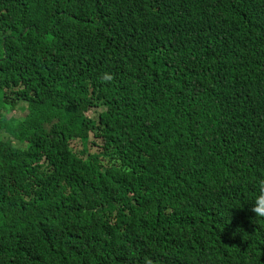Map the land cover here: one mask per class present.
Returning a JSON list of instances; mask_svg holds the SVG:
<instances>
[{
	"label": "trees",
	"instance_id": "1",
	"mask_svg": "<svg viewBox=\"0 0 264 264\" xmlns=\"http://www.w3.org/2000/svg\"><path fill=\"white\" fill-rule=\"evenodd\" d=\"M30 1L0 0V93L29 110L0 120V264H264V0Z\"/></svg>",
	"mask_w": 264,
	"mask_h": 264
},
{
	"label": "clouds",
	"instance_id": "2",
	"mask_svg": "<svg viewBox=\"0 0 264 264\" xmlns=\"http://www.w3.org/2000/svg\"><path fill=\"white\" fill-rule=\"evenodd\" d=\"M30 2H31L30 0H2V6H3V9H4V14L6 15V17L8 18V20H9V22L11 24L16 19H18L17 13L20 11L21 7L24 6V5H29ZM231 13H232V15L235 18H237V19H239V20H241L243 22H246V20L248 18H250L244 10H240V9L239 10H231ZM99 63H101V66L100 67H96L95 70H102V71H104V72H106L108 74H110L112 72V70L114 68V59H109V60H106L104 62H99ZM104 79H111V77L106 74L105 77H104ZM103 110L104 109H102V111ZM26 116L23 119H19V118H16V119H14V118L7 119L5 115L0 114V120L6 119L7 120V124L6 125L8 127L9 124H13V123L19 122L21 120H24L26 118ZM4 133L5 134H8V132H6V130L4 131ZM99 149H100L99 152H101L102 149L100 147H99ZM147 158H149V157L147 156ZM107 161H108V163H109V165L111 167V170L109 172L103 171L102 173H99L97 175L98 181L91 180L87 184L86 189H85L84 192H86V193L91 192V190H92L93 187L99 186V185L103 184L104 182L110 180L115 174H117L118 172H121V171L125 170V168L127 166V163L123 162L120 158L111 156L109 154L107 156ZM155 167L157 169H160L159 168V165L156 164V163H155ZM198 177H199V179L201 181V187H200V189H199V191H198V193L196 194L195 197H198V196H201L202 197L203 194H204V192L206 191V189L210 185V179L208 178V176H207V174H206L205 171H203L200 175H198ZM164 183H165V181L163 180L160 188L164 185ZM175 183H176V185H183L182 184V180H181V175L175 181ZM114 187L116 189H118V190L115 191L116 195L119 194V195L122 196V191L120 189V183L117 182V181H115L114 182ZM157 191L146 190V191H142V192L136 193L135 199L138 198V197L145 196L147 201H151L153 195ZM123 201H125V200L123 199ZM105 210H106V203L104 204V206H103V208L101 210H95V211H89L88 210V215L87 216H90L92 214L104 213ZM252 211L255 214L259 215V216H264V191H262L261 192V195L259 197H257L256 204L252 208ZM206 216L211 218L212 214L208 211V213H207ZM92 245H93L94 248H98L100 250L101 255H108V254H110L107 250L104 249L103 246L102 247H99V246H96L94 244H92ZM184 250L188 251L190 254H192L195 257V262H197L198 260L204 258L208 254V252H209V250L207 248H204L202 250H200V249L199 250H196V248L193 247V246H188Z\"/></svg>",
	"mask_w": 264,
	"mask_h": 264
},
{
	"label": "rangeland",
	"instance_id": "3",
	"mask_svg": "<svg viewBox=\"0 0 264 264\" xmlns=\"http://www.w3.org/2000/svg\"><path fill=\"white\" fill-rule=\"evenodd\" d=\"M101 111H102V109H91L89 117H92V118L97 117ZM28 112H29L28 109L23 110L20 108H17L13 111H10V108L8 107V105L4 104L3 97L0 93V114L5 115L7 119H10V118L23 119L28 114ZM7 135L8 134L4 133L3 138H5ZM72 145L77 151L82 150V145L79 141L74 142ZM89 151H90V153H98L100 151V149H99V146H95V145L91 144L89 147Z\"/></svg>",
	"mask_w": 264,
	"mask_h": 264
}]
</instances>
